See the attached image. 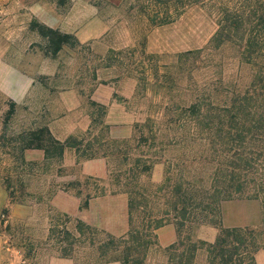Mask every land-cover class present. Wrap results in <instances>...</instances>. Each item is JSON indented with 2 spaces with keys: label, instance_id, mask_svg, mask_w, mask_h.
I'll use <instances>...</instances> for the list:
<instances>
[{
  "label": "rangeland",
  "instance_id": "rangeland-1",
  "mask_svg": "<svg viewBox=\"0 0 264 264\" xmlns=\"http://www.w3.org/2000/svg\"><path fill=\"white\" fill-rule=\"evenodd\" d=\"M50 30L71 36L56 54L53 42L60 36ZM215 30L201 9L157 27L128 0H0V264H45L57 258L61 240L63 245L73 243L78 264H90L96 257L88 244L90 235L71 240L63 232L76 233L74 219L88 224L86 212L79 210L85 199L123 195L111 193L108 167L103 178L83 175L81 166L88 160L72 148L64 149L60 159L23 150L26 140L33 139L31 133L47 130L69 146L80 144V153L91 147L99 155L112 147L109 141L143 133L148 140L135 152H148L154 159L149 181L153 190L163 184L169 163L179 166L193 157L199 146H183V129L177 132L174 126L179 114H174V106L187 105L192 98L186 79L190 63L177 65L176 59L205 47ZM236 58L232 48L224 47L215 59L221 60L228 81L244 84L248 73L238 68ZM194 66L192 82L200 87L213 72L203 64ZM177 68L182 72L177 74ZM177 76L182 82L178 91L172 88ZM183 115L180 121L189 114ZM91 119L95 123L87 134ZM110 163V168L118 166L119 160ZM192 166L190 171L206 173L200 164ZM5 184L11 187L12 199ZM100 208L92 204L87 216L98 221ZM222 220L225 227L258 228L260 204L245 198L226 202ZM53 226L56 230L49 236ZM217 233L209 225L191 230L194 240L206 242H213ZM203 260L201 253L198 261ZM255 262L264 264V251L255 255ZM145 264H166L165 252L156 250Z\"/></svg>",
  "mask_w": 264,
  "mask_h": 264
},
{
  "label": "trees",
  "instance_id": "trees-1",
  "mask_svg": "<svg viewBox=\"0 0 264 264\" xmlns=\"http://www.w3.org/2000/svg\"><path fill=\"white\" fill-rule=\"evenodd\" d=\"M128 1L152 26L172 24L192 9L203 10L216 26L205 47L183 52L176 59L177 65L182 61L190 63L186 79L192 98L187 105L174 106V114L179 113L174 126L177 132L183 129V146H199V150L179 166L169 163L174 170L168 165L163 184L153 190L149 181L154 159L148 152H135L140 143L148 140V137L143 140V133L135 139L109 141L112 147L100 155L92 152L91 147L80 153V144L69 146L47 130L31 133L33 139L26 140L23 150H40L45 159H60L64 149L72 148L84 160H107L109 185L114 188L111 193L126 197L128 230L124 235L114 237L79 219H74L76 233H63L71 240L83 233L90 235L88 244L96 252L90 264H145L148 252L157 246L156 231L167 225L174 227L176 241L164 249L166 264H256L255 255L264 251V0ZM50 32L60 36L53 42L52 53L56 54L71 36ZM224 47L232 48L237 53L238 68L246 69L244 84L230 82L224 76L221 60L215 59ZM197 63L213 72L200 87L191 78ZM179 72L181 68H177ZM178 82L181 85L179 76L173 80L172 88L176 91ZM183 114H189L188 118L180 121L185 118ZM94 123L91 119L87 134ZM148 133L154 142L155 135L150 130ZM116 144L123 147H114ZM111 159L119 160L121 167L110 168ZM197 163L206 171L204 175L190 171ZM5 188L12 199L11 187L5 184ZM237 198L259 202L260 227L223 226L222 206ZM89 199L79 204V210L88 208ZM202 225L218 229L213 242L193 239L191 230ZM55 230L53 226L49 236ZM94 234L103 237L96 240ZM59 243L57 258L78 264L73 243L63 245L62 240ZM201 253L203 262L198 261Z\"/></svg>",
  "mask_w": 264,
  "mask_h": 264
},
{
  "label": "crops",
  "instance_id": "crops-1",
  "mask_svg": "<svg viewBox=\"0 0 264 264\" xmlns=\"http://www.w3.org/2000/svg\"><path fill=\"white\" fill-rule=\"evenodd\" d=\"M106 162L104 159H93L85 161L81 166V173L85 176L100 177L103 178L107 174ZM98 204L101 206L99 209V219L95 221L87 216L88 210L92 208V204ZM86 212V213H85ZM82 213L84 221L89 225L95 227H102L107 230V233L120 237L124 235L128 230L127 223V205L124 195H108L106 199H93L89 202V209L87 208ZM157 246L154 249H150L147 255V261L150 256L158 250L164 251L165 248L170 246L176 241L175 229L172 225L164 226L156 231ZM211 241V239H209ZM155 251V252H153ZM45 264H74L72 260L62 258H51ZM107 264H120L119 262H111Z\"/></svg>",
  "mask_w": 264,
  "mask_h": 264
}]
</instances>
